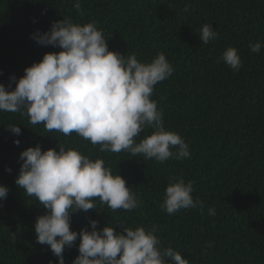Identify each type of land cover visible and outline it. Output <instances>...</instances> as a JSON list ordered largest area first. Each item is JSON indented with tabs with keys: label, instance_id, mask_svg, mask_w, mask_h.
I'll return each mask as SVG.
<instances>
[{
	"label": "trees",
	"instance_id": "obj_1",
	"mask_svg": "<svg viewBox=\"0 0 264 264\" xmlns=\"http://www.w3.org/2000/svg\"><path fill=\"white\" fill-rule=\"evenodd\" d=\"M75 2L0 0V84L12 90L10 77L19 79L44 53L60 50L39 45L32 34L49 31L63 18L95 22L110 51L134 54L141 62L163 53L172 65V75L154 86L151 99L163 113L164 128L189 145L190 158L159 163L100 152L75 133L47 132L20 113L0 112V185L9 189L0 201V264H56L34 231L46 210L18 188L15 178L23 150L39 145L42 151H58V144L103 159L139 202L131 211H112L97 199L98 209L71 215L70 230H90L89 220L98 222L97 230L106 224L119 232V225L155 227L160 247L180 252L189 264H264V47L259 53L249 48L257 41L264 45V0H80L82 15ZM204 24L217 33L208 44L199 40ZM229 46L241 58L238 71L220 59ZM9 125H18L21 134H12ZM152 131L146 128L137 142ZM173 177L194 181L192 197L203 202V211L196 207L169 215L161 208ZM209 208H215V216L208 215ZM78 244L79 238L65 248V264L78 255Z\"/></svg>",
	"mask_w": 264,
	"mask_h": 264
},
{
	"label": "clouds",
	"instance_id": "obj_2",
	"mask_svg": "<svg viewBox=\"0 0 264 264\" xmlns=\"http://www.w3.org/2000/svg\"><path fill=\"white\" fill-rule=\"evenodd\" d=\"M73 7L83 14L80 0ZM184 11H189L187 5ZM216 36L211 25L201 27L199 40L204 44ZM31 38L60 50L44 53L39 62L24 68L19 79L10 77L15 82L12 90L0 84V112L20 113L32 125L43 124L47 132L75 133L98 145L100 152H125L159 163L190 158L189 145L181 135L164 128L163 113L151 99L154 86L174 71L163 53L141 62L134 54L110 51L95 22L80 24L70 18L52 22L49 31H37ZM262 47L259 41L249 45L252 53H259ZM220 59L233 71L242 67L232 46ZM146 128H152V133L137 142ZM6 129L15 136L21 134L18 125ZM13 143L18 146L20 141ZM58 146V151H42L39 145L23 150L15 178L18 188L46 210L37 217L34 231L37 243L49 247L56 264H65L63 252L77 238L78 255L71 264H189L180 252L160 247L155 227L119 225V232L106 224L97 230L98 222L89 220L90 230H70L71 215L98 209L97 199L112 211H131L139 202L126 180L113 174L103 159H90L78 150ZM193 185L191 180L171 178L161 208L169 215L196 207L203 211V202L192 197ZM8 191L0 185V201L7 198ZM208 215L215 216V208H209Z\"/></svg>",
	"mask_w": 264,
	"mask_h": 264
}]
</instances>
